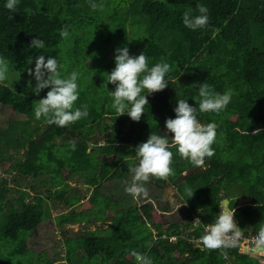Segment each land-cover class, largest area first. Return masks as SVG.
<instances>
[{
  "label": "trees",
  "instance_id": "obj_1",
  "mask_svg": "<svg viewBox=\"0 0 264 264\" xmlns=\"http://www.w3.org/2000/svg\"><path fill=\"white\" fill-rule=\"evenodd\" d=\"M102 1L93 0L97 4H102ZM120 2L125 6L121 23L128 20L130 13L134 20L142 21V30L135 34L139 37L138 44H132L130 55L138 56L144 52L148 57L149 67L162 59L168 62L171 65V71L166 77L169 79L168 86L157 93H145L148 105L139 122L131 120L127 114L117 117L109 96V91L115 90L114 86L107 85L105 89L104 85L98 99L90 96L92 92H88L89 90L87 93L79 87L80 95L76 106L87 105L88 116L68 127H57L54 124L48 125L45 121L42 123L44 119L38 120L34 114L37 100L44 98L50 89L42 90L37 96L29 86L0 84L1 104L10 106L20 114L31 116L39 126L50 129L47 130L50 144L46 146L29 139L27 149L24 150L26 157L13 163L17 170L23 165L28 171L36 170L43 160L48 159L56 161V165L52 167V175L57 170L64 171L69 161L68 172L92 169L95 175L98 173L101 177L100 181L96 180L94 183L92 177L86 174V182L89 181L87 183L92 186L89 197L92 205L79 210L76 208L80 204L79 196L67 197L62 191L44 192L38 190L37 184H33L32 187L38 191L31 200H27L23 187L17 188L18 196L13 197L14 201L8 200L11 208L0 218V240L13 243L9 254L0 257V264H10L14 257V264H27L22 259L31 251L27 238L43 219L50 216L47 196H53L55 202L59 197H64L65 203L69 207L73 206L70 215L62 213L56 217L59 224L73 223L78 219L88 220L95 215L94 201L102 190L103 181H111V178L117 177L119 189L126 179L131 183L132 174L128 171V165L138 163L135 148L146 142L151 132L167 137L171 142L165 121L175 118L174 109L178 99H185L190 106L197 107L196 114L201 123L214 122L218 125L217 139L212 145L215 155L206 158L204 165L198 169V166L180 158L176 149L172 148V168L175 174L166 181L152 178L149 182L162 186L175 182L183 171L194 169V172L179 180L180 185L176 184L188 212L196 211V207L201 206L202 211L199 213L203 220L214 221L220 212L222 198L227 197L229 206L235 209L234 219L244 231L256 233L259 223L264 222V0ZM5 3L6 0H0V56L11 62L14 70L25 71L30 56L34 58V63L40 55H44L46 60L49 57L56 58L62 66L60 73L66 66L65 62L70 63L72 57V64L80 63L77 47L89 43L90 37L92 38L88 36L90 29L87 28L85 33L80 32L90 23L87 20L89 15H86V8L90 7L89 0H19L15 11L5 8ZM108 3L105 2V5ZM197 4H203L209 9V25L206 29L193 31L184 26L182 16L188 7L193 9L194 15H198ZM65 26H68L70 32L68 39H62L59 35L60 29ZM36 38L44 41V48L37 50L29 47ZM87 51L88 57L89 48ZM31 82L34 88L35 80ZM205 82L217 92H233L230 103L219 114L199 112L195 100L198 99V87L192 85L198 86ZM94 128L108 131L106 141L99 145L102 154L106 155H98L102 159L99 172L96 169L100 165L96 167L92 164L94 155L98 153L95 150L87 151L86 143L79 144L76 141L73 151L71 141H54L68 131L85 138L93 133ZM257 130L259 133L253 134ZM108 156H112L110 160L106 159ZM82 158L84 164L81 161L79 165L70 164L71 160ZM109 169L111 173H108ZM28 171L23 170L21 174L29 175ZM185 188L193 190L191 198ZM6 192L7 187L1 186L0 214L3 213V197ZM141 208L148 209V206L141 204L139 207L127 208V215L117 216L120 211H115V217H111L109 223L112 235L108 233L97 236L93 231L84 233L83 230L80 235L65 238V257L49 258L39 253L33 255L28 264H97L94 259L98 257L109 261V264H136L135 258L130 255L132 250L151 257L153 264H260L261 258H264L260 257L255 261L256 258L251 254L239 251L238 248L225 250L227 258L219 250L201 251L198 241L192 238H197L203 230L199 227L183 234L179 231L180 223L175 222L170 223L171 232L168 235L151 238L152 231L146 224L150 216L143 218ZM97 217L99 216L96 215ZM103 217L102 215V219ZM137 219L144 225L140 227L144 235L138 241H132L128 230L126 247L122 245V251L113 244L115 236L121 229H126L129 223L138 221ZM131 227L134 230L133 224ZM155 228L162 233L158 224ZM131 233L134 235V231ZM172 233L176 234L174 241L168 238ZM127 242H131L130 246H127ZM181 256H185L186 261H181Z\"/></svg>",
  "mask_w": 264,
  "mask_h": 264
},
{
  "label": "clouds",
  "instance_id": "obj_2",
  "mask_svg": "<svg viewBox=\"0 0 264 264\" xmlns=\"http://www.w3.org/2000/svg\"><path fill=\"white\" fill-rule=\"evenodd\" d=\"M19 0H6L5 8L15 11ZM92 10L102 9V4H97L89 0ZM198 15L193 14V9L188 7L182 16L185 27L195 31L206 29L209 25V9L203 4L196 5ZM12 18V17H10ZM62 39H68L70 32L68 26L59 31ZM44 41L36 38L29 45L30 48H44ZM115 67L107 73L105 87L107 84L115 86L114 91H109L112 99L111 107L117 113V117L127 114L131 120L139 122L144 114L145 106L148 105L146 94H153L163 91L169 83L167 74L171 71V65L163 59L149 67L148 57L144 52L138 56L130 55L127 47H118L115 50ZM9 61L0 56V84L8 79ZM33 58L27 59V64L31 65ZM58 60L53 57L45 59L40 55L35 59L34 69L29 68L28 74L34 77L35 87L29 81V88L34 94L39 96L44 89L46 96L37 100L34 106L36 119L43 118L48 125L57 127H68L71 124L88 116V106H76L79 99L80 73L72 71L62 76ZM198 87V109L200 113L219 114L223 111L232 99L233 92L227 90L224 93L215 91L207 82ZM146 93V94H145ZM175 118H168L165 121L167 133L171 136V142L167 137L151 132L146 142L139 144L136 150L138 163L128 165V171L132 174V181L125 188V192L134 199L148 197L145 184L150 179L168 180L175 174L172 168L173 152L189 163L201 167L206 158L215 155L212 145L217 139L216 123H201L197 118V107H192L185 99H178L174 109ZM259 130L253 132L258 134ZM71 148L75 150V142H70ZM185 192L191 198L194 194L191 188H185ZM198 211H202L198 209ZM235 209L229 206V201L224 200L220 205V212L215 217L214 222L204 224L203 234L198 239V246L201 251L219 250L227 258V249L240 247L244 239L243 229L237 225L234 219ZM199 217L193 221L194 227L201 225ZM249 253L254 258L264 257V222H260L256 234L251 237L248 246ZM243 252V251H242ZM130 255L135 258L137 264H153L151 257L132 250ZM264 264V259L260 261Z\"/></svg>",
  "mask_w": 264,
  "mask_h": 264
},
{
  "label": "rangeland",
  "instance_id": "obj_3",
  "mask_svg": "<svg viewBox=\"0 0 264 264\" xmlns=\"http://www.w3.org/2000/svg\"><path fill=\"white\" fill-rule=\"evenodd\" d=\"M107 1L109 3L105 5V2ZM101 3L103 8L97 9V12L90 7L86 8V15H89V19L87 20H90V23L80 32L85 33L88 28L90 29L88 31V36H92V38L90 37L91 40L89 43L81 44L77 47L78 61L80 63L72 64L74 61V58L72 57L70 63L69 61L65 62L66 66L61 73L62 76H65L74 70L78 71L81 74L80 79L78 80L79 87H82L86 92L88 90V92H92L90 96L94 97V99L100 98L102 94L100 90L105 84L107 73H110L115 67V50L118 47H127L131 54L132 44L135 42L138 44L137 40H139V37H136L135 34L142 30V21L138 22L134 20L133 14L131 13L129 14L128 20L125 23H121V14L125 6L120 0H103ZM122 24H125V26H121ZM87 48H89L90 52L88 57ZM12 66L13 64L10 62L8 79L4 84L8 86L20 85L26 87L28 86L29 81L34 80V77L28 74V69H34L35 67L34 58L33 63L31 65L28 64L25 71H16ZM93 82L94 85L92 86L91 83ZM107 85H110V87L114 86L110 83ZM104 88L106 89V87ZM231 118L233 119L234 117ZM42 123H44V120H42ZM47 130L50 131L46 126H39L31 116L20 114L17 111H14L10 106L0 103V187H7V192L3 197V213L0 214V218L3 216L4 212L10 210L11 207H9L8 200L12 199V201H14L13 197H17L19 194L17 191V188L19 187H23L26 191L27 200H31L33 194L38 190L44 192L54 191L53 193L62 191L65 192L63 194L67 195V197L68 195H70V197L72 195L79 196L80 204L76 207L78 210L91 207L92 202L89 197L92 193V186L87 183L89 181L86 182V174H89V176L92 177L94 183H96V180L100 181L101 179L99 174L97 173V175H95V172L92 169L88 171L76 170L68 172V161L64 171H61L60 169V171L57 170L56 174L52 175V167L56 165V161H49L48 159L43 160L36 167V170L34 169L32 171H28V168L24 165L21 166L20 170H17L14 167V162H17L18 160L22 161V159L26 157L24 150L27 149V143L30 142L29 139L39 141L41 144H45V146L50 144V140L47 138ZM107 132L108 131H100V129L94 128L91 135L81 138L76 132L72 134L68 131L60 137L55 138L54 141L57 143H63L65 141H74L75 143L77 141L79 144L86 143L87 151L95 150L98 153L94 155L92 160V164L98 167L102 163V159H100L99 156L106 157V155L102 154L99 145L106 141ZM50 150H52V147H50ZM108 157L109 158L106 159L110 160L112 156ZM80 161L84 164V158L81 160H71L70 164L79 165ZM131 163H133L132 160ZM100 167L101 165L96 169L98 172ZM23 170L28 171L29 175L21 174L23 173ZM109 171L110 172L108 173H111L110 169ZM178 182L179 179L175 181V183ZM33 184H37V187H39L38 190L32 187ZM128 184H130V182L126 179L122 184L121 189H119V186H117V177L111 178V181H103L102 190L98 193V198H95L94 201L95 210L93 211L95 215H90L92 217L88 220L78 219L81 221L77 220L73 223L59 224L56 221V217L59 214L66 213L70 215L73 206L69 207L65 203L64 197H59V200L55 202L53 196H47L50 216L47 219H43L40 224L32 230L31 235L28 236L27 241L31 245V251L22 258L23 262L28 264L30 258L39 253H41V256H47L49 258L54 256H61V258L65 257V238L69 237L70 239L71 236L80 235L83 230L84 233L93 231L97 236L106 235L108 233L112 235V226L108 221L111 217H115V211L116 213L117 211H120L117 213V216L119 214L127 215L129 213L127 208L133 206L132 203L129 204L132 202L133 197L129 194L126 195L127 193L125 192V188ZM146 187L156 190L158 185L154 182H147ZM165 187L166 189L160 190L159 193H156L158 196L162 195L160 200L163 202L169 191L168 185H165ZM125 198L127 200H125ZM155 199V202H157L158 198L156 196ZM168 206L170 205L168 204ZM101 213L104 216L103 219ZM96 215L99 217L96 218ZM155 217L158 219L156 221H163L165 214H159V211L156 210ZM98 219H101V221H98ZM137 220L139 222L136 221L135 223H129L126 226V229H121L117 236H115L116 238L114 237L115 241L113 244L119 246V249L121 248L122 251V245L126 247V232L128 230H130L129 238L132 241H138L139 237L144 235V232L140 231V227H144V225L141 223L140 219ZM132 224L134 225V230L131 227ZM124 230L126 231L123 233ZM131 231H134V235H132ZM130 243L131 242H127V246H130ZM12 247L13 243L7 240H0V257L9 254ZM104 256L106 258L107 254ZM83 260L86 262L85 259ZM180 260L186 261L184 256H181ZM15 261L16 257L11 259L10 264H14ZM94 261L97 264H109V261H104L101 257L94 259ZM110 261H112V259H110ZM255 261H258V258H256Z\"/></svg>",
  "mask_w": 264,
  "mask_h": 264
},
{
  "label": "crops",
  "instance_id": "obj_4",
  "mask_svg": "<svg viewBox=\"0 0 264 264\" xmlns=\"http://www.w3.org/2000/svg\"><path fill=\"white\" fill-rule=\"evenodd\" d=\"M199 168H201V167H198V169ZM194 171H195L194 169H187L186 171H183V173L179 176L178 179L180 180L181 178L185 177V175H187L188 173H192ZM155 184L158 185L157 183H155ZM176 184L180 185V181L178 183H175V182L166 183L162 186L158 185L157 189L154 190V189H150V187H146L147 186V183H146L145 187L148 191V197H146V198L140 197V198H136V199L132 198V202L129 203V204L132 203V205L136 206V207H139L141 204L148 206V209L141 208L140 213L142 214L143 218H146V216H150V219L147 220L146 224L152 231L151 238H157V237L160 238V237H164V236L168 235V233L171 232L169 225L172 222H175L178 224L180 223L179 231L182 232L183 234H187V233H189V232H191V231H193L199 227L203 230L204 224L214 222V221L209 222L207 219H205L207 222H205V220H203L202 216L200 215V213L198 211V209L202 210L201 206H197L196 211L192 210V211L188 212L184 207L186 202L183 199L182 193L180 192V190ZM165 185H168L169 191H168V195L166 196V198L164 199V202H163L162 200H160L162 195L158 196L156 193H159L160 190L166 189ZM155 196L158 198L157 202H155L156 201ZM167 198H168V200H167ZM225 199L229 201V198L223 197L221 200V205L223 204V201ZM243 200H245V199H243ZM243 200H240V202ZM168 204L170 206H168ZM156 210L159 211V214H165V218L163 221L162 220L156 221V220H158L155 217ZM197 217H199V219L201 220L202 223L199 227H194L192 223H193L194 219ZM98 221H101V219H98ZM110 222H111V220L108 221V223H110ZM156 224H158L159 228L162 229V233H159L158 230L155 228ZM168 238H169V240L174 241L176 239V234H174V233L169 234ZM190 238H192V237H190ZM192 240L196 241L195 237L192 238ZM196 242H194V243H196ZM181 255H183V254H181ZM184 258L186 260L185 256H184Z\"/></svg>",
  "mask_w": 264,
  "mask_h": 264
},
{
  "label": "built area",
  "instance_id": "obj_5",
  "mask_svg": "<svg viewBox=\"0 0 264 264\" xmlns=\"http://www.w3.org/2000/svg\"><path fill=\"white\" fill-rule=\"evenodd\" d=\"M243 232H244V239L241 241L240 247L238 248L239 251H244V250L247 251L251 237L256 234L255 232H252L251 230H247V231L243 230ZM202 234L203 232L197 238H195V240L198 241L199 237Z\"/></svg>",
  "mask_w": 264,
  "mask_h": 264
},
{
  "label": "water",
  "instance_id": "obj_6",
  "mask_svg": "<svg viewBox=\"0 0 264 264\" xmlns=\"http://www.w3.org/2000/svg\"><path fill=\"white\" fill-rule=\"evenodd\" d=\"M225 200H226V199H225ZM243 252H247V253H249V251H248V250H247V251H245V250H244ZM249 254H250V253H249Z\"/></svg>",
  "mask_w": 264,
  "mask_h": 264
}]
</instances>
